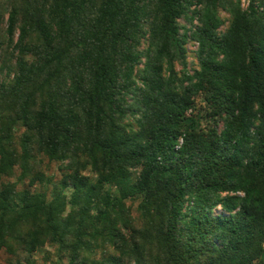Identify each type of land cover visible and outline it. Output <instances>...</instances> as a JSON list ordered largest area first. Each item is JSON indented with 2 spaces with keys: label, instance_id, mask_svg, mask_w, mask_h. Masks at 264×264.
<instances>
[{
  "label": "trees",
  "instance_id": "16d2710c",
  "mask_svg": "<svg viewBox=\"0 0 264 264\" xmlns=\"http://www.w3.org/2000/svg\"><path fill=\"white\" fill-rule=\"evenodd\" d=\"M8 3L0 252L12 264H36L45 245V264H264V0ZM38 155L60 178L35 170Z\"/></svg>",
  "mask_w": 264,
  "mask_h": 264
},
{
  "label": "rangeland",
  "instance_id": "374dc122",
  "mask_svg": "<svg viewBox=\"0 0 264 264\" xmlns=\"http://www.w3.org/2000/svg\"><path fill=\"white\" fill-rule=\"evenodd\" d=\"M1 1L3 2V4H6V2L8 3V0H1ZM245 4H246V0H242V6H245ZM7 5H9V3ZM220 14H221V17L223 19H225L224 25L221 27V30H225V28L227 27V24H228V19H227L228 16L223 12H221ZM194 24H196V21H194ZM185 49L188 53L187 54V64H188L187 68L189 70H192V68L194 66V58H193L194 54L193 53L196 49V46L193 43L188 42L185 45ZM21 132L22 131L18 130V129L15 132L17 141L19 139ZM16 145L18 146V144H16ZM32 166L35 168V170L37 172H41V173L45 174L46 178L48 176L49 177L50 176L55 177L56 179L60 178V173H59L60 164L58 162L49 161L45 157L38 155L35 157V160L32 161ZM16 169H17L16 174H19V172H20L19 169L18 168H16ZM7 180L15 181L16 178H10L9 177V178H7ZM26 182H27V180H26ZM126 205H127L128 209L130 210L131 214L133 216H137V214H138V212H137L138 203L127 201ZM53 250L54 249L51 246L45 245L44 248H42L40 251H38L34 257L36 264H45L47 262V259H48V258H46V254L53 253ZM0 264H12L11 260L7 257V255L4 252H0Z\"/></svg>",
  "mask_w": 264,
  "mask_h": 264
}]
</instances>
